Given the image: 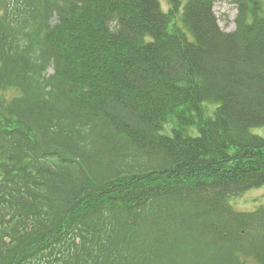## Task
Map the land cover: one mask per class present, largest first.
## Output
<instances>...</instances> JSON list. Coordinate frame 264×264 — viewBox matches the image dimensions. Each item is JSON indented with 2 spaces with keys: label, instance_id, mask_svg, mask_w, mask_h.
<instances>
[{
  "label": "trees",
  "instance_id": "trees-1",
  "mask_svg": "<svg viewBox=\"0 0 264 264\" xmlns=\"http://www.w3.org/2000/svg\"><path fill=\"white\" fill-rule=\"evenodd\" d=\"M226 1L228 33L214 0H0V264H264L229 206L264 188V6Z\"/></svg>",
  "mask_w": 264,
  "mask_h": 264
},
{
  "label": "rangeland",
  "instance_id": "rangeland-1",
  "mask_svg": "<svg viewBox=\"0 0 264 264\" xmlns=\"http://www.w3.org/2000/svg\"><path fill=\"white\" fill-rule=\"evenodd\" d=\"M186 0H181L184 4ZM264 6V0H261ZM162 10L167 11L169 8L167 0H159ZM213 13L217 19V24L224 32H231L234 29V18L236 14V7L226 0H215L213 3ZM51 72V69L48 70ZM5 101L16 96L14 90H7L1 93ZM213 110L212 107L208 109V114ZM251 133L264 138V127L252 129ZM231 208L238 212H255L264 208V188L252 189L245 192L239 197L229 201Z\"/></svg>",
  "mask_w": 264,
  "mask_h": 264
}]
</instances>
